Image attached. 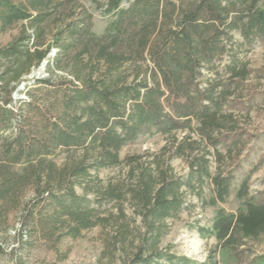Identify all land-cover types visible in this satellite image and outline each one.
Listing matches in <instances>:
<instances>
[{
  "label": "trees",
  "instance_id": "1",
  "mask_svg": "<svg viewBox=\"0 0 264 264\" xmlns=\"http://www.w3.org/2000/svg\"><path fill=\"white\" fill-rule=\"evenodd\" d=\"M100 7L110 19L98 34L77 0H0V36L11 35L0 41V238L19 213L20 248L33 234L53 247L63 236L118 224L126 203L143 231L123 264H264L250 246L264 237V192L249 194L247 178L236 211L217 208L210 225L194 224L216 240L207 258L161 247L168 220L193 206L192 196L215 206L229 195L252 135L228 124L224 103L247 110L264 103V90L235 94L250 69L230 53L233 32L264 44V0H106ZM52 48L49 76L25 78ZM226 54L222 77L215 62ZM203 70L215 77L201 85ZM178 129L188 133L175 137ZM154 132L172 136L159 153L120 158L126 143ZM174 157L184 159L185 173L174 171ZM122 163L124 177L101 184L99 171Z\"/></svg>",
  "mask_w": 264,
  "mask_h": 264
},
{
  "label": "rangeland",
  "instance_id": "2",
  "mask_svg": "<svg viewBox=\"0 0 264 264\" xmlns=\"http://www.w3.org/2000/svg\"><path fill=\"white\" fill-rule=\"evenodd\" d=\"M77 1L84 5L92 14L93 31L98 34L101 33L110 19V15H104L103 8L100 7L106 0ZM10 36L9 33L0 36L1 43H6ZM233 36L237 42L234 49L230 52L231 55L236 56L240 63L246 64L250 69L246 80L235 91V94L239 93L242 95V99H246L251 91L264 90V44L256 41L249 45L243 42V38L238 31H234ZM53 50V48L50 49L49 53ZM56 53L57 50L53 56ZM231 55L226 54L221 60L215 62V70L219 71L222 77L227 76L224 68L230 61ZM48 63L50 62L48 61L44 69L41 70V78L49 76L47 71ZM38 66L33 69H37ZM203 71L205 76L200 77L201 85H204L203 81L205 78L215 77V71ZM56 74H65V72L56 70ZM21 96L26 98L23 92H21ZM257 104L247 110L238 105L230 106L229 100L225 101L223 111L232 113L231 122L229 121L228 124L238 129H243L252 135L249 139L245 138L246 140H243L245 146L238 157L239 164L234 170L235 177L232 181L229 195L224 202H219L215 206H203L197 197L192 196L191 199L194 205L181 212L178 218L168 220L169 231L164 236L161 247H169L174 254L180 257L184 256L196 261L204 260L216 247V240L214 237H201L194 224L197 223L201 226L210 225L217 208H223L231 212L236 211L241 203L240 199L236 197V191L245 178L248 179L249 194L264 192V103H260L259 106ZM186 133H188V130L178 129L173 132V135L180 138ZM191 135L194 138H198L196 133ZM171 137L168 134L159 132L140 136L136 140L126 143L121 148L120 158L124 159L127 155L132 154L151 155L159 153ZM219 149L224 152L222 146ZM209 157L212 162V168H214V158L211 155ZM58 161H61V159L59 158ZM171 163L177 174H183L187 171V165L183 158L174 157ZM228 163L229 161L225 159V163L222 165L232 168L235 164L234 162L233 165ZM126 170L125 163H122L119 166L100 170L98 177L101 179V184H106L110 181L122 179ZM76 189L77 192H82L80 187H76ZM209 193L206 186L204 195L207 197ZM101 203L104 205L102 207L111 208L112 213H116L112 203H107L105 200H101ZM124 207L126 216L121 218L118 224H115L114 220H110L105 226H95L91 229L83 230L80 236L76 238L63 236L53 247H49L50 242L46 243L33 234L31 244H27L28 248L25 249L20 248L19 238L14 237L18 231L17 228L21 225L18 213L10 218L7 225V234L9 236L5 234L7 237L0 238V243L5 249L3 253H0V264H123L134 246L137 245V231L141 226L138 217H136L134 223L131 220V207L126 203ZM126 226L128 229H126ZM135 226H138V229ZM140 230L143 231V226H141ZM23 232V236H25L26 230L24 229ZM250 246L253 248V255L264 254V237ZM11 252H14L13 255ZM15 255H21L22 262L15 263L13 258ZM221 264H234V262L232 259H228L226 262H221Z\"/></svg>",
  "mask_w": 264,
  "mask_h": 264
},
{
  "label": "water",
  "instance_id": "3",
  "mask_svg": "<svg viewBox=\"0 0 264 264\" xmlns=\"http://www.w3.org/2000/svg\"><path fill=\"white\" fill-rule=\"evenodd\" d=\"M55 49L51 52V53H49L42 61H41V63L39 64V66L37 67V69H33V70H31L30 71V73L28 74V75H26L25 76V78H28V79H33V78H40V77H42V75H41V71H39V69H44V67H45V65L47 64V62L49 61V58L51 57V56H53L54 55V53H55ZM22 87V86H21ZM21 97H23V96H21V94H19V93H17V92H15V94H14V98H21Z\"/></svg>",
  "mask_w": 264,
  "mask_h": 264
},
{
  "label": "bare ground",
  "instance_id": "4",
  "mask_svg": "<svg viewBox=\"0 0 264 264\" xmlns=\"http://www.w3.org/2000/svg\"><path fill=\"white\" fill-rule=\"evenodd\" d=\"M42 69H39V71H41Z\"/></svg>",
  "mask_w": 264,
  "mask_h": 264
}]
</instances>
